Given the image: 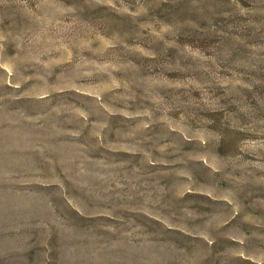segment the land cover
<instances>
[{"label":"rangeland","instance_id":"obj_1","mask_svg":"<svg viewBox=\"0 0 264 264\" xmlns=\"http://www.w3.org/2000/svg\"><path fill=\"white\" fill-rule=\"evenodd\" d=\"M0 264H264V0H0Z\"/></svg>","mask_w":264,"mask_h":264}]
</instances>
